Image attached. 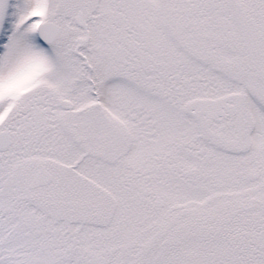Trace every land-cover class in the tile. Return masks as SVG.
I'll return each instance as SVG.
<instances>
[{
  "label": "snow or ice",
  "instance_id": "snow-or-ice-1",
  "mask_svg": "<svg viewBox=\"0 0 264 264\" xmlns=\"http://www.w3.org/2000/svg\"><path fill=\"white\" fill-rule=\"evenodd\" d=\"M0 264H264V0H0Z\"/></svg>",
  "mask_w": 264,
  "mask_h": 264
}]
</instances>
